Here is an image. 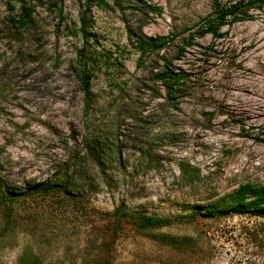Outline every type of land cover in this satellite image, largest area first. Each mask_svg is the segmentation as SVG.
<instances>
[{
  "label": "rangeland",
  "instance_id": "374dc122",
  "mask_svg": "<svg viewBox=\"0 0 264 264\" xmlns=\"http://www.w3.org/2000/svg\"><path fill=\"white\" fill-rule=\"evenodd\" d=\"M26 1L22 29L0 0V264H264V216L227 212L264 184V7L213 37L214 0ZM165 35L140 57L135 36ZM165 60L188 74L174 99Z\"/></svg>",
  "mask_w": 264,
  "mask_h": 264
},
{
  "label": "trees",
  "instance_id": "16d2710c",
  "mask_svg": "<svg viewBox=\"0 0 264 264\" xmlns=\"http://www.w3.org/2000/svg\"><path fill=\"white\" fill-rule=\"evenodd\" d=\"M19 11L8 16V22L15 28H26L29 24L36 20L33 16L34 7L26 0H19ZM94 2L98 5L108 6L104 0H87V3ZM143 5L151 12H158L159 7L143 3ZM264 7V0H214L212 10L201 17L198 24V34H210L213 37H220L222 35L221 29L226 25H231L236 22L249 20L252 18L251 10H260ZM11 9L14 7H10ZM79 32L84 42L94 34L87 30L88 21L84 16L79 19ZM194 35L191 34L178 47L176 58H180L185 52L186 47L192 44ZM173 36H155V37H139L135 36L136 48L140 52V57L146 56L153 51L161 48L166 43L170 42ZM97 42V39H94ZM95 64V57L91 53H86V48L81 47L77 55V64L79 66V80L81 90L85 95L90 94V73L87 72V64ZM155 78L159 80L165 88L167 95L174 99V94L181 92L183 86L188 82V74L182 69H175L171 61L165 60L164 64L160 66V70L155 74ZM246 212L264 216V184L255 185L244 183L239 185L235 190L233 203L228 206L227 212ZM120 207L115 209V213L122 214ZM141 226H159L165 224L167 221L161 217L142 216Z\"/></svg>",
  "mask_w": 264,
  "mask_h": 264
}]
</instances>
